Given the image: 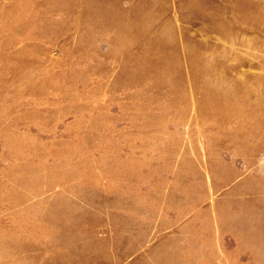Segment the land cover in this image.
<instances>
[{"label": "rangeland", "instance_id": "374dc122", "mask_svg": "<svg viewBox=\"0 0 264 264\" xmlns=\"http://www.w3.org/2000/svg\"><path fill=\"white\" fill-rule=\"evenodd\" d=\"M0 264H264V0H0Z\"/></svg>", "mask_w": 264, "mask_h": 264}]
</instances>
